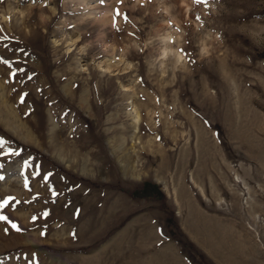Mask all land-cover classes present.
Instances as JSON below:
<instances>
[{"label": "rangeland", "instance_id": "obj_1", "mask_svg": "<svg viewBox=\"0 0 264 264\" xmlns=\"http://www.w3.org/2000/svg\"><path fill=\"white\" fill-rule=\"evenodd\" d=\"M47 4L0 3V264H264V0Z\"/></svg>", "mask_w": 264, "mask_h": 264}, {"label": "snow or ice", "instance_id": "obj_2", "mask_svg": "<svg viewBox=\"0 0 264 264\" xmlns=\"http://www.w3.org/2000/svg\"><path fill=\"white\" fill-rule=\"evenodd\" d=\"M3 2H4V0H0V3H3ZM25 2H27V0H25ZM31 2L35 4V3H37V0H31ZM98 2L101 5H103L105 3V0H98ZM118 2H122V0H118ZM196 3H207V0H196ZM44 6L45 7H48L47 0H44ZM141 7H143V0H141ZM114 11H115V15L113 16V27L116 28V31L117 32H120L119 27L116 25V20H117L118 17H121L122 16V18L125 21V23H129V14L127 12L121 14L119 8L115 9ZM6 19H8L10 21L11 20V17L9 16ZM196 19L197 20H200V17L197 15ZM169 24L171 25V21H169ZM68 28L69 29L73 28V25L69 24L68 25ZM177 31H179V29H177ZM2 32H3V25H0V33H2ZM128 35H131V36L135 37V33L134 32H130V33H128ZM9 39H11V38L10 37H7V36L0 35V40H9ZM20 51H23V50H20ZM180 51L185 56H190V54L187 53V52H185L184 49H180ZM116 59L118 60L119 57L117 56ZM190 62L194 63V61H191V60H190ZM3 63L10 64L11 62L9 60H4ZM17 71H24V69L18 68ZM12 75L15 76V73H12ZM28 79H32V77L29 76ZM140 82L143 83V78L142 77L140 78ZM37 91H40V90L38 89ZM27 95H28V93H23V95L21 96V101L22 102L24 100V97H26ZM157 102H159L158 101V98H157ZM157 139H160V137L157 136ZM3 143L4 142L2 140H0V147L3 146ZM18 155H20L19 152L14 151V150H11V149H9L7 151H4V152H0V156H18ZM23 166H24L25 169H31L33 167V162L30 161L29 159H24L23 160ZM3 167H4V165L2 163H0V168H3ZM35 167L37 169H40L41 166L40 165H35ZM31 175L38 176V175H40V172L39 171H35V172H32ZM51 175H52L51 173H48L47 175H45L43 177V179L45 181H47L48 177L51 176ZM3 179H4V177L2 175H0V180H3ZM28 186H29L28 180H27V178H25L24 187L25 188H28ZM38 195L39 194H37V196ZM52 195L53 196H57L58 193L55 192V191H53L52 192ZM35 199H36V196L33 197V200H35ZM12 201L15 202V203L11 204V206L13 208H15L17 205H20L21 204V201L18 200L16 197H14V196H8V197L0 200V209H4L7 206H9L10 205V202H12ZM24 203H29V202L28 201H25ZM79 211H80L79 209H76L75 210L76 214H79ZM42 215L46 218L49 215V213L47 211H45V212L42 213ZM32 220L33 221H36L37 220V216L33 215L32 216ZM0 221H7L11 225L12 228H15L17 231L20 230L19 229V226L16 223H14L13 221H11L9 219V217L6 216V215H0ZM5 232H7V229H5ZM45 234L46 233L41 232V235H45Z\"/></svg>", "mask_w": 264, "mask_h": 264}, {"label": "trees", "instance_id": "obj_3", "mask_svg": "<svg viewBox=\"0 0 264 264\" xmlns=\"http://www.w3.org/2000/svg\"><path fill=\"white\" fill-rule=\"evenodd\" d=\"M149 192L152 194H156L154 186L149 182H143L141 187L139 189H136L135 193L133 192V195H149ZM5 253V252H2Z\"/></svg>", "mask_w": 264, "mask_h": 264}]
</instances>
